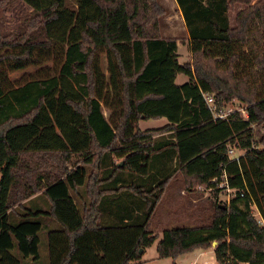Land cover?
<instances>
[{
	"label": "trees",
	"instance_id": "16d2710c",
	"mask_svg": "<svg viewBox=\"0 0 264 264\" xmlns=\"http://www.w3.org/2000/svg\"><path fill=\"white\" fill-rule=\"evenodd\" d=\"M20 1L31 15L0 32V264L37 263L42 244L47 264L139 261L179 174L189 189L226 176L238 193L210 205L205 224L166 229L158 257L215 248L217 264H264V225L249 209L264 219V0H175L183 65L159 0ZM29 68L42 76L13 86L9 74ZM204 94L239 103L249 121L215 120ZM231 146L247 151L239 162Z\"/></svg>",
	"mask_w": 264,
	"mask_h": 264
},
{
	"label": "rangeland",
	"instance_id": "374dc122",
	"mask_svg": "<svg viewBox=\"0 0 264 264\" xmlns=\"http://www.w3.org/2000/svg\"><path fill=\"white\" fill-rule=\"evenodd\" d=\"M0 1H7L3 2L0 7V32L5 35L9 34L10 31L20 24V22H23L27 16L31 15L32 9L20 0ZM159 1L167 9V15L161 19L163 36L172 38L175 37L180 40L181 49L179 48V56L181 58L180 62H182V64L180 63L181 65L191 62L192 56L189 46V33L177 2L175 0ZM234 16L235 13H231L232 21ZM48 66H51V63L48 64ZM102 68L104 72L107 73V59L105 56L102 58ZM39 71L40 70L37 68H29L24 71L10 73L9 77L13 86H19L31 79L41 77L42 75L39 74ZM178 76H180L178 80L179 82L186 77L184 75ZM229 108L237 110L244 107L237 102H233L229 104ZM109 113V110L104 108V114L108 116ZM166 125L167 121L164 119L142 120L139 123V128L142 131H146L163 128ZM259 133H261V129L259 130ZM162 136L167 139L171 136V134L165 133L161 135V137ZM234 149L237 151L239 150L238 148ZM176 167L177 164L174 161L171 165V169L174 170ZM209 189V187L204 185L189 189L187 180H185L180 174L178 177H175L170 182V185L163 194V198L159 202L148 223L150 225L149 230L153 232V234L157 235L158 238L151 247L145 249L141 259L137 262H133L132 264H217L215 248H211L206 251L197 250L192 253L180 255L177 258L164 259L159 258L157 252V245L162 240L163 232L166 229L205 224L212 210L210 205H213V203L227 204L226 192L223 190H217L216 188H213L211 191ZM78 204L80 205V203ZM252 211L254 212L256 220L260 221L262 217L258 215L254 207ZM263 221L264 219L262 218V223L264 224ZM42 239L45 240L43 237ZM41 252L47 259L48 253L44 244L41 246Z\"/></svg>",
	"mask_w": 264,
	"mask_h": 264
},
{
	"label": "built area",
	"instance_id": "2783aa9c",
	"mask_svg": "<svg viewBox=\"0 0 264 264\" xmlns=\"http://www.w3.org/2000/svg\"><path fill=\"white\" fill-rule=\"evenodd\" d=\"M204 99H205L206 105L210 109V111L213 115V118L215 120L229 122L232 120L234 114L240 113L241 119L243 121H249V116H248V113H247L245 108H240V109L234 110L232 108H229V104L219 105V103L216 101L214 95L204 94ZM257 127H258V123H251L250 124V129L252 130L253 134H255ZM262 133L264 134V128L262 129ZM257 148H258L257 145L253 144L252 149L256 150ZM246 153H247L246 150L239 149L237 151L234 149V147H230L229 151H228V155H229L230 159L233 161H237V162H239L240 159L246 155ZM210 183H211V185H213V186L209 187L210 191L213 188H216L217 190H223L224 192L227 193V199H226L227 204H229L231 202V200L235 196H237L238 191L229 186L228 179L226 178V176H224L222 180H219L217 178L213 179V180H211ZM241 196L242 197L245 196V193L241 192ZM253 207L257 211L258 215L262 217L257 205L251 201V203L249 205V209H250L251 213L254 215V212L252 211ZM262 218L260 219V221L257 220V222L261 225H264L262 223Z\"/></svg>",
	"mask_w": 264,
	"mask_h": 264
},
{
	"label": "crops",
	"instance_id": "0c3cea01",
	"mask_svg": "<svg viewBox=\"0 0 264 264\" xmlns=\"http://www.w3.org/2000/svg\"><path fill=\"white\" fill-rule=\"evenodd\" d=\"M162 28V27H161ZM166 37V36H165ZM173 38H175V37H173ZM179 48H180V43H179ZM181 49V48H180ZM178 54L180 55V50L178 49ZM181 58H180V56H179V63H181L182 64V62H180L181 60H180ZM179 78H180V76H178L177 77V79H176V83L177 84H179V85H183V84H185L186 82H188V78H183L180 82L178 81L179 80ZM179 82V83H178ZM165 121H167L166 119H164ZM167 124H168V121H167ZM253 215V214H252ZM253 217H254V215H253ZM255 218V217H254ZM256 219V218H255ZM257 221V220H256ZM205 254V253H204ZM30 263L32 264H47L48 263V259H46V256H43L42 255V257H41V260L39 261V262H37V263H34V262H31L30 261Z\"/></svg>",
	"mask_w": 264,
	"mask_h": 264
},
{
	"label": "water",
	"instance_id": "95a60500",
	"mask_svg": "<svg viewBox=\"0 0 264 264\" xmlns=\"http://www.w3.org/2000/svg\"><path fill=\"white\" fill-rule=\"evenodd\" d=\"M216 246V243H214V247ZM141 254H143V250H141Z\"/></svg>",
	"mask_w": 264,
	"mask_h": 264
}]
</instances>
